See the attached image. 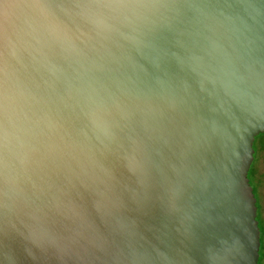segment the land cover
<instances>
[{
  "label": "water",
  "instance_id": "water-1",
  "mask_svg": "<svg viewBox=\"0 0 264 264\" xmlns=\"http://www.w3.org/2000/svg\"><path fill=\"white\" fill-rule=\"evenodd\" d=\"M132 2L146 6L0 0V264H134L153 249V264H259L248 174L264 116L235 96L264 93V0ZM161 37L191 64L150 65ZM146 67L195 91L209 78L211 146L201 110L146 88Z\"/></svg>",
  "mask_w": 264,
  "mask_h": 264
},
{
  "label": "snow or ice",
  "instance_id": "snow-or-ice-1",
  "mask_svg": "<svg viewBox=\"0 0 264 264\" xmlns=\"http://www.w3.org/2000/svg\"><path fill=\"white\" fill-rule=\"evenodd\" d=\"M52 3L55 6H59L55 4V0H52ZM85 6H120V7H137V6H146L143 4H138L132 2V0H119V2L113 3L108 2V0H87ZM241 7H251V0H240ZM162 43L161 45H154L151 42L145 45V47H151L152 51L155 53V59L149 60V64L155 66L156 68L164 65L165 61L171 57V59L175 62L176 65H190L191 59L190 57L178 55L173 53L171 49H168L164 46L163 42L166 41V37L160 38ZM145 71L147 73V78L145 80L146 88H158V89H169L172 90V104H179L180 106L186 109L199 108L202 113V119H204L207 128L205 129V135L208 137L209 146H211V139L214 135L219 134L221 129L217 126V121L213 119L211 116L204 117L205 112H213L214 108L211 107L209 103H207V97H202L201 93L205 91L204 83L209 80L207 76H204L203 73L200 75L203 77L201 80V88L199 91H195L189 88L182 79L173 81L172 79H165L162 76L158 75L156 72L152 71L151 67H146ZM191 71L195 72L197 69L195 67H191ZM168 74L171 76L174 73V69L169 66L167 68ZM235 98L239 99V101L244 105L245 109L251 113H255L261 116H264V93L260 95V97L249 96L247 98L235 96ZM6 95L2 88H0V132L3 131L6 123L5 119V108H6ZM101 107H104L103 101H101ZM104 134L108 139L114 138V133L110 129L105 128ZM127 166L130 170H135L137 168V161L134 157L128 158ZM3 232V222L0 220V233ZM153 254L155 257H162V254L153 249L152 253H146L141 257H138L134 260V264H153Z\"/></svg>",
  "mask_w": 264,
  "mask_h": 264
},
{
  "label": "rangeland",
  "instance_id": "rangeland-1",
  "mask_svg": "<svg viewBox=\"0 0 264 264\" xmlns=\"http://www.w3.org/2000/svg\"><path fill=\"white\" fill-rule=\"evenodd\" d=\"M255 139L256 158L251 166L249 178L257 196L258 222L261 228L259 264H264V136L258 135Z\"/></svg>",
  "mask_w": 264,
  "mask_h": 264
},
{
  "label": "trees",
  "instance_id": "trees-1",
  "mask_svg": "<svg viewBox=\"0 0 264 264\" xmlns=\"http://www.w3.org/2000/svg\"><path fill=\"white\" fill-rule=\"evenodd\" d=\"M259 135H261V136H264V133H261V134H259ZM256 140V139H255ZM263 146H264V142H263ZM253 148H254V150H255V153H254V159L256 158V149H255V146L253 145ZM251 169V168H250ZM250 172V171H249ZM248 178H249V174H248ZM249 180H250V178H249ZM250 185L252 186V183H251V181H250ZM253 187V186H252ZM253 191H254V195H255V197H257L256 196V194H255V188L253 187ZM257 199V198H256ZM258 208V207H257ZM257 220H258V211H257ZM259 227H260V225H259ZM260 231H261V228H260ZM261 250V249H260ZM260 259V258H259Z\"/></svg>",
  "mask_w": 264,
  "mask_h": 264
}]
</instances>
